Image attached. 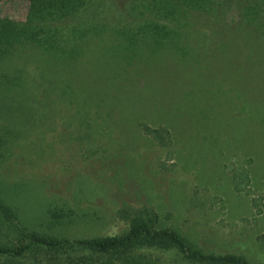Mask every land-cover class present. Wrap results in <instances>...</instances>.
<instances>
[{"label":"rangeland","instance_id":"374dc122","mask_svg":"<svg viewBox=\"0 0 264 264\" xmlns=\"http://www.w3.org/2000/svg\"><path fill=\"white\" fill-rule=\"evenodd\" d=\"M101 1L105 25L73 55L26 46L0 59V244L138 221L264 264V27L240 21L244 0H218L160 43L132 44L117 27L141 0ZM26 6L0 0V14ZM0 264L212 263L157 241L34 248Z\"/></svg>","mask_w":264,"mask_h":264},{"label":"trees","instance_id":"16d2710c","mask_svg":"<svg viewBox=\"0 0 264 264\" xmlns=\"http://www.w3.org/2000/svg\"><path fill=\"white\" fill-rule=\"evenodd\" d=\"M23 15L0 14V59L26 46H33L47 55L65 58L73 55L76 41L88 32L105 25V12L101 0H26ZM218 0H141L130 8L131 23L117 29L129 43L138 44L149 37L155 42L182 21L191 11L214 9ZM221 1V0H220ZM240 1V0H239ZM239 19L256 27H264V0L241 1ZM177 31V29H176ZM65 43H63V42ZM61 43L65 44L63 46ZM59 51V54H58ZM48 214V213H47ZM49 214L62 217L64 211L53 208ZM169 243L182 255L212 264H255L245 256L233 253H207L190 246V240L169 228H153L144 222H134L122 234L95 237H53L41 233L31 234L20 245L0 244V255H22L34 248H63L72 245L104 252L119 247H145L150 242Z\"/></svg>","mask_w":264,"mask_h":264}]
</instances>
